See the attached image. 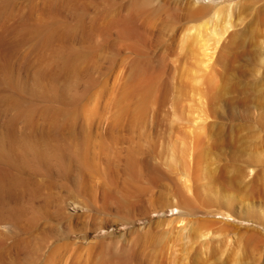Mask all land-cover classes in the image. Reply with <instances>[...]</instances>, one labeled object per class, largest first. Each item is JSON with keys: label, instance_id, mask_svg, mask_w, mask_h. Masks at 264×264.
Wrapping results in <instances>:
<instances>
[{"label": "rangeland", "instance_id": "rangeland-1", "mask_svg": "<svg viewBox=\"0 0 264 264\" xmlns=\"http://www.w3.org/2000/svg\"><path fill=\"white\" fill-rule=\"evenodd\" d=\"M133 1L0 0V264H264V0Z\"/></svg>", "mask_w": 264, "mask_h": 264}, {"label": "bare ground", "instance_id": "bare-ground-1", "mask_svg": "<svg viewBox=\"0 0 264 264\" xmlns=\"http://www.w3.org/2000/svg\"><path fill=\"white\" fill-rule=\"evenodd\" d=\"M150 2V0H134L132 3V7H134L135 12H140L142 7H146L148 5V3ZM201 7V6H200ZM196 7H194L193 9L195 10ZM202 8V7H201ZM134 10H131V12ZM197 10V9H196ZM195 10V11H196ZM193 12V11H192ZM191 12V13H192ZM199 12V10H198ZM125 22V21H123ZM127 24V23H126ZM213 52V51H212ZM209 56V55H208Z\"/></svg>", "mask_w": 264, "mask_h": 264}]
</instances>
